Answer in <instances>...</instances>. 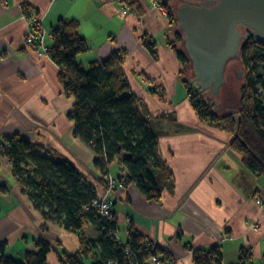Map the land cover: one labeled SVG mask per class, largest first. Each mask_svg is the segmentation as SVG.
Listing matches in <instances>:
<instances>
[{
    "label": "crops",
    "instance_id": "0c3cea01",
    "mask_svg": "<svg viewBox=\"0 0 264 264\" xmlns=\"http://www.w3.org/2000/svg\"><path fill=\"white\" fill-rule=\"evenodd\" d=\"M133 1L135 6L122 11L117 0H0V141L17 134L41 147L42 156L68 161L97 197L112 202L116 235L123 243L133 228L172 264H194L197 251L214 247L221 264H239L242 251L248 263L263 264L264 177L249 172L230 149V137L201 122L190 105L184 83L189 66L182 67L174 54L172 48L181 52L178 31L161 5L174 14L180 3L158 0L156 8L152 0ZM29 15L42 22L50 50L57 22H77L89 48L77 57L85 70L117 50L127 54L122 72L129 90L123 96L140 101V117L159 135L157 157L171 173L160 201H147L131 183L106 192L92 151L73 136L67 115L75 98L65 94L60 68L49 54L39 55L25 44ZM111 166L114 174L121 170L118 160ZM0 187L6 188L0 192V245L6 257L23 263L26 253L37 252L39 239L51 246L46 264H63V255L79 251L77 235L44 220L21 193L1 151ZM83 233L91 240L98 237L91 223Z\"/></svg>",
    "mask_w": 264,
    "mask_h": 264
},
{
    "label": "trees",
    "instance_id": "16d2710c",
    "mask_svg": "<svg viewBox=\"0 0 264 264\" xmlns=\"http://www.w3.org/2000/svg\"><path fill=\"white\" fill-rule=\"evenodd\" d=\"M117 1L127 7L135 6L133 0ZM161 5L167 10L171 23L177 22L170 8L165 3ZM175 37L178 42L183 40L179 32ZM51 43L49 57L60 68L59 79L64 92L75 98L67 115L74 124L73 136L92 151L101 182L105 185L107 168L118 160L127 177L125 187L134 184L147 201H160L162 191L170 183L171 173L157 157L159 135L149 120L140 117V101L135 96H123L129 90L122 72L127 54L117 50L104 61L90 63L85 70L78 64L77 57L89 48L78 34V23L72 20L57 22L51 31ZM172 49L181 66L188 65L187 54ZM238 60L244 72L236 111L219 116L217 99L210 91L199 92L189 86L188 81L184 83L197 118L226 133L230 137V149L240 155L244 167L264 177V105L259 97V90L264 91V45L252 40L244 42ZM0 151L11 164L21 193L39 210L43 219L79 238V251L71 256L63 255V264H88L92 258L91 264H134L135 257L150 256L167 259L162 257L160 248L146 242L133 228L126 245L122 246L112 234L117 228L113 215L108 223L101 221L90 207L92 200L97 198L94 187L68 161L54 162L42 156L41 147L17 134L3 137ZM0 192L5 193L6 188L0 187ZM88 223L98 232L96 240L86 238L83 233ZM36 248L37 252L26 253L24 262L19 263L4 255L5 245L2 244L0 264H46L51 246L39 239ZM249 259L242 251L239 264H250ZM221 260L219 249L214 247L197 251L194 264H221Z\"/></svg>",
    "mask_w": 264,
    "mask_h": 264
},
{
    "label": "water",
    "instance_id": "95a60500",
    "mask_svg": "<svg viewBox=\"0 0 264 264\" xmlns=\"http://www.w3.org/2000/svg\"><path fill=\"white\" fill-rule=\"evenodd\" d=\"M174 1L195 88L216 97L219 116L236 111L243 82L239 51L248 40L264 45V0Z\"/></svg>",
    "mask_w": 264,
    "mask_h": 264
},
{
    "label": "built area",
    "instance_id": "2783aa9c",
    "mask_svg": "<svg viewBox=\"0 0 264 264\" xmlns=\"http://www.w3.org/2000/svg\"><path fill=\"white\" fill-rule=\"evenodd\" d=\"M153 7L160 8L161 5L158 0H152ZM120 8L122 11H127L128 7L125 4L120 3ZM134 13V12H133ZM28 26L30 28V32L25 37V44L32 49H35L36 52L39 55H48L50 53V47L46 45L44 40V29L42 27V22L33 17V15H29L27 17ZM189 86L193 87V79L190 81ZM261 89L259 90V94H261ZM121 166V165H120ZM105 180V187L106 192L111 193L117 189L123 188L127 184V177L124 173L122 166L121 170H117V174H114L112 172V166H109L107 168V172L104 175ZM258 203H261V201H258ZM90 207L96 212V214L99 216L101 221L103 223H108L111 221L112 217V202L109 200H106L104 198H95L92 200ZM117 229L116 231H113V235L116 238V240L122 244V246H125L126 244L122 241L118 240L117 238ZM126 253H129V250H126ZM136 259V257H135ZM134 259V264H142L139 263L142 261L145 264H172L171 261L167 259H161L156 256H150L148 258H137Z\"/></svg>",
    "mask_w": 264,
    "mask_h": 264
},
{
    "label": "rangeland",
    "instance_id": "374dc122",
    "mask_svg": "<svg viewBox=\"0 0 264 264\" xmlns=\"http://www.w3.org/2000/svg\"><path fill=\"white\" fill-rule=\"evenodd\" d=\"M163 1V3H164V1L165 0H162ZM177 7V6H176ZM175 7V8H176ZM176 16V12H174V14H173V16ZM175 27H176V29H177V31L180 33V35H181V37H182V39H183V35H182V33H181V31L179 30V28H178V22H175ZM179 49H181V51L184 53L185 52V50H184V44H183V40L181 41V42H179V47H178ZM240 65H241V71H242V77H243V72H244V69H243V65H242V62L240 61ZM187 66H189V75H188V77H189V79H188V82H190V81H192V79H191V77H194V73H193V70H192V67H191V63L189 62L188 63V65ZM183 67V66H182ZM242 85H243V82H242ZM194 88H195V86H193ZM259 97H260V100H261V102L263 103V105H264V91L263 92H261V94L259 95ZM217 102V101H216ZM218 103V102H217ZM218 114H219V103H218ZM226 114V113H225ZM224 115V114H223ZM222 116V115H221Z\"/></svg>",
    "mask_w": 264,
    "mask_h": 264
},
{
    "label": "flooded vegetation",
    "instance_id": "af4514ba",
    "mask_svg": "<svg viewBox=\"0 0 264 264\" xmlns=\"http://www.w3.org/2000/svg\"><path fill=\"white\" fill-rule=\"evenodd\" d=\"M246 32V30L245 29H242V33H245Z\"/></svg>",
    "mask_w": 264,
    "mask_h": 264
}]
</instances>
